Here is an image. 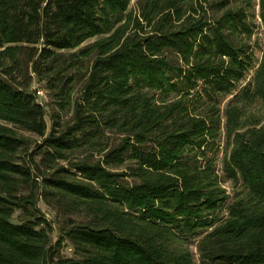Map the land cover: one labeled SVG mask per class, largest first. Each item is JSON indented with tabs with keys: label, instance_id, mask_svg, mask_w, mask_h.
I'll return each mask as SVG.
<instances>
[{
	"label": "trees",
	"instance_id": "trees-1",
	"mask_svg": "<svg viewBox=\"0 0 264 264\" xmlns=\"http://www.w3.org/2000/svg\"><path fill=\"white\" fill-rule=\"evenodd\" d=\"M251 9L0 0V264H264ZM34 82L49 93V134ZM39 202L63 218L55 241Z\"/></svg>",
	"mask_w": 264,
	"mask_h": 264
},
{
	"label": "rangeland",
	"instance_id": "rangeland-1",
	"mask_svg": "<svg viewBox=\"0 0 264 264\" xmlns=\"http://www.w3.org/2000/svg\"><path fill=\"white\" fill-rule=\"evenodd\" d=\"M135 2L136 1H132L131 2L130 7H129L130 10L134 9ZM251 2H252L251 11L255 15L254 18H253V21L255 22V25L257 27L255 32H254V35L252 37V44L254 45V53H255L256 60L259 61L261 56H262V53L264 51V34H263V31H262V26H261L260 20H259V18L257 16V14H258V6H257L258 0H251ZM92 41L93 40H89V41L83 43L82 45H80L79 47H77V48H75L73 50L64 52L65 56L69 57L70 55H72L74 53H77L79 50H81L84 47H87L88 45H90L92 43ZM86 65L87 64L85 63V66H84L83 69L86 68ZM251 76H252V73H250L248 75L247 80H249ZM32 90L37 93V101L41 105H43L45 110L47 111V116L45 118L46 124H47L46 134H49L50 129H51V122H50V117H49L50 114H51V107H50V103L51 102H50V98H49V93L46 90V85L43 82L42 83L34 82L33 85H32ZM19 133L24 135V136H26V137H29L32 141H35L37 143H39L41 141L40 138H38L36 136H33V135H31V134H29L27 132L19 131ZM223 187L230 194V200H231L233 198L234 193H235V189H233L231 183L228 182V181H224L223 182ZM237 191H239V190H237ZM38 207L41 209V212L45 215V217L53 224L55 232L52 234V239H53V241H55L56 238H57L58 230H59V221L60 222L63 221V218L55 210L45 206L42 202L38 203ZM222 214L225 215V207L222 210ZM19 215L20 214L18 212L15 213L14 216H13L12 221L15 222V223L19 222V217H20ZM186 247L195 256V258L197 259L195 246L194 245H187ZM61 254L64 255V256L69 257V256H71L72 252L68 248H65L61 252Z\"/></svg>",
	"mask_w": 264,
	"mask_h": 264
}]
</instances>
